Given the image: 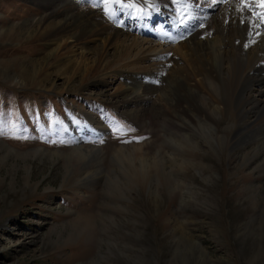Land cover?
I'll return each instance as SVG.
<instances>
[{
	"label": "rangeland",
	"instance_id": "1",
	"mask_svg": "<svg viewBox=\"0 0 264 264\" xmlns=\"http://www.w3.org/2000/svg\"><path fill=\"white\" fill-rule=\"evenodd\" d=\"M186 1L188 8L181 7L197 14L210 2ZM144 2L0 0V264H264V109L245 119L259 133L242 146H232L231 136L221 156L201 141L192 148L180 143L184 131L175 134L178 112L158 97L176 76L165 70L175 65L170 59L179 67L185 61L174 50L183 35L157 36L163 19L128 20L120 38L142 40L144 56L95 77H83L93 63L80 65V58L104 35L78 45L68 33L59 41L46 37L74 21L73 12L98 14L104 28L121 29L125 14L113 9L146 10ZM241 2L220 3L221 10L236 16ZM130 4L136 6L122 7ZM242 9L263 27L254 9ZM218 10L206 19L210 26ZM26 22L29 30L19 28ZM227 34L238 44L232 28ZM244 48L256 54L254 45ZM133 77L154 83L157 92L119 105ZM230 118L218 123L219 133ZM134 148L135 158L119 156ZM84 149L97 154L75 160Z\"/></svg>",
	"mask_w": 264,
	"mask_h": 264
},
{
	"label": "bare ground",
	"instance_id": "2",
	"mask_svg": "<svg viewBox=\"0 0 264 264\" xmlns=\"http://www.w3.org/2000/svg\"><path fill=\"white\" fill-rule=\"evenodd\" d=\"M174 1H176V3L173 2L174 4L171 5V8V6H168V0H149V4H147L148 8H146V10L143 8V12L133 11L126 13L125 10L119 7L121 14H125V19L122 20V23H117L120 24L119 27H122L121 29L114 25H105L104 28L102 26L104 23L101 21L100 17L97 19V16H99L98 14L92 15L87 12L85 14L73 12L69 17L75 18L74 21L66 22L64 25L59 26L55 32H51L46 37L52 38L54 41H59L63 36L66 37L68 33V37L73 40L72 43L78 45L87 38L105 36V40H103V43L101 42L102 44H90L91 46L87 49L86 54H82L80 58V65H85L90 58L92 59L93 64L89 68L87 67V71L83 73V77L85 78L86 76L95 77V75L97 76L100 73L103 74L114 66L121 64V61L130 59L133 55L137 56V54L142 53L141 56H144V47H141L142 40L135 37L133 43L130 44L127 42L128 38H120L122 32H124L123 30H125L123 25L126 20L132 17L136 19V21H139L142 15H151L163 19L161 26L164 30H161L157 35L161 39L172 40L176 35L187 31L180 37V41H178L179 44L174 46L175 53L183 55L185 61L183 65L181 64L182 66L179 67L175 66V60L172 61L170 59L171 63L175 65L170 67V65L167 64L168 66L165 67V70L169 69L173 71L174 74L176 73V76L167 78L161 96L158 97L160 101H163L169 108H174L175 112L179 114V117L175 116L177 118V123L175 122L177 125L175 124V126H173L176 130L175 134L184 131V136L182 135L180 143L185 142L188 146L190 145V147L194 148L199 146H196L195 143L201 141L206 145L207 150L209 149L216 155H220L222 154V149L229 148L226 146V139L228 146H230L228 139L232 136V146L239 147L246 143L247 140L251 139V136L254 137L259 128L256 124L251 128L249 121L246 122L245 119L251 114L256 116L264 109V83H260L263 84V87L257 90V95H259V97H256L257 95H249V93L251 94V92L254 91L253 86L264 80V76L259 78L260 72L264 69V66L261 69L258 68L261 63L264 64V25L259 29V26L248 17L242 7L250 9V12L254 9L258 17L264 21V6H262L261 0H242V7H239L236 16H229V13H223L221 10L222 6L228 4L229 0H210L209 4L199 10L198 14L195 12L192 13L190 8H182L181 5L183 0ZM220 3L224 4L221 5ZM217 9L220 10L216 12L217 14L214 15L215 17H213V20L211 18L212 21L210 26V21H208V23L206 19L212 15V10ZM53 13L54 12H52V15ZM130 13L132 14L129 16ZM219 14H221V16H219ZM55 16H57V14H55ZM214 24L216 26H214ZM157 25L160 26L159 24ZM28 27H31V24L26 22L19 28H27L29 30L30 28ZM72 28L76 29L75 32L73 31V35L69 34ZM230 28L233 30L236 41L239 40L238 44L232 42L230 36H228L227 33L228 30L230 31ZM19 30L21 31V29ZM259 34L261 38L258 37ZM230 41L231 43L229 44ZM247 44L249 46H255L257 50L255 55H251V52L245 50L244 47ZM135 49L136 51L134 53ZM147 50L156 51L155 48ZM174 59L176 58L174 57ZM103 61H105V63H103ZM225 64L227 67L224 66ZM78 70L77 67L74 71V75L77 74ZM135 79L129 82V87L119 96L117 101L119 105L126 106L131 103L145 102V100H149L151 96L156 94L157 88L153 87L154 83L150 86L147 79ZM195 80L197 81L194 82L193 85L191 82ZM128 114L136 116L138 112L131 110L128 111ZM234 115L238 117L235 121L232 120ZM224 117H231L230 123L223 127L222 133H219L218 123H220ZM185 133H188L190 136ZM136 148H141V146ZM136 148L130 152L124 149L125 151L119 152V156L124 155L128 157L134 152L131 156L135 158L136 154L138 155V152H135ZM96 151L97 150L91 151L86 149L76 150L75 152L77 153L73 158L78 161L86 158L91 160L93 159V154H97ZM39 152L40 151H38V153ZM32 153L36 155L37 151ZM49 156L53 157L55 154L52 153ZM63 156L64 155H62V157ZM130 159L133 160V158ZM110 182L115 185L118 184L119 181L114 182L111 179ZM143 185V180H141L140 188H143Z\"/></svg>",
	"mask_w": 264,
	"mask_h": 264
},
{
	"label": "snow or ice",
	"instance_id": "3",
	"mask_svg": "<svg viewBox=\"0 0 264 264\" xmlns=\"http://www.w3.org/2000/svg\"><path fill=\"white\" fill-rule=\"evenodd\" d=\"M92 2L95 4L97 2V0H92ZM115 2L117 4H119L120 3V0H115ZM145 2H147V0H145ZM261 4H262V6H264V0H261ZM122 7L131 8V7H135V5L134 4L133 5H123ZM137 11L138 12H143L142 9H137Z\"/></svg>",
	"mask_w": 264,
	"mask_h": 264
}]
</instances>
